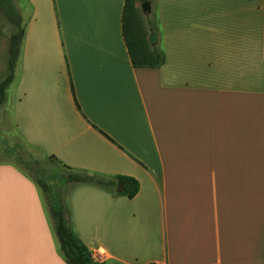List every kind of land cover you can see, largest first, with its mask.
<instances>
[{"label": "crops", "instance_id": "0c3cea01", "mask_svg": "<svg viewBox=\"0 0 264 264\" xmlns=\"http://www.w3.org/2000/svg\"><path fill=\"white\" fill-rule=\"evenodd\" d=\"M147 1L154 69L131 65L125 0H14L24 34L4 127L69 168L61 203L100 264H264V0ZM0 264H67L41 188L7 160Z\"/></svg>", "mask_w": 264, "mask_h": 264}, {"label": "trees", "instance_id": "16d2710c", "mask_svg": "<svg viewBox=\"0 0 264 264\" xmlns=\"http://www.w3.org/2000/svg\"><path fill=\"white\" fill-rule=\"evenodd\" d=\"M144 3L147 0H138ZM137 0H125L122 15V36L133 68H160L165 63V56L158 45L152 47L149 38L158 34L157 24L149 18H144L140 10L135 7ZM0 18L5 19L12 27V34L8 40L7 75L0 83V106L6 101L7 89L14 78V71L20 46L23 38L18 11L14 0H0ZM108 138L106 135H104ZM109 139V138H108ZM50 160H55L53 157ZM69 170L68 167L63 166ZM69 183L91 184L106 190H111L117 183H122V192L119 194L133 199L139 191L138 182L130 177H118L115 181H105L93 176L69 174L66 178ZM42 189L53 221L54 232L59 242L60 251L67 264H97L91 259V252L75 237L68 221L67 209L53 195L41 180H36Z\"/></svg>", "mask_w": 264, "mask_h": 264}, {"label": "rangeland", "instance_id": "374dc122", "mask_svg": "<svg viewBox=\"0 0 264 264\" xmlns=\"http://www.w3.org/2000/svg\"><path fill=\"white\" fill-rule=\"evenodd\" d=\"M135 7L138 8L143 17L146 18V15L142 13L141 3H139L138 0ZM151 21L155 24L154 18H151ZM1 30L3 33H7L8 37L12 34V27L4 21L0 25V31ZM7 72V60L0 55V83L6 77ZM7 93L11 94L10 91ZM3 116L2 107L0 106V160H7L14 163L34 181L41 180L51 188L54 193L53 195H55L60 202H64L69 188V185L64 183V178L68 171L56 162L41 157L38 153L25 148L12 139V137H10L11 131H8V129L4 127ZM8 135L9 137H7ZM44 200L47 203L45 195Z\"/></svg>", "mask_w": 264, "mask_h": 264}, {"label": "water", "instance_id": "95a60500", "mask_svg": "<svg viewBox=\"0 0 264 264\" xmlns=\"http://www.w3.org/2000/svg\"><path fill=\"white\" fill-rule=\"evenodd\" d=\"M141 10L144 15L150 13V3L148 1L142 3ZM158 43V36H152L149 38V44L150 46L154 47ZM122 183H118L116 187V193H121L122 191Z\"/></svg>", "mask_w": 264, "mask_h": 264}, {"label": "built area", "instance_id": "2783aa9c", "mask_svg": "<svg viewBox=\"0 0 264 264\" xmlns=\"http://www.w3.org/2000/svg\"><path fill=\"white\" fill-rule=\"evenodd\" d=\"M91 259L94 263L100 264V260L102 259V254L98 251L91 253Z\"/></svg>", "mask_w": 264, "mask_h": 264}]
</instances>
